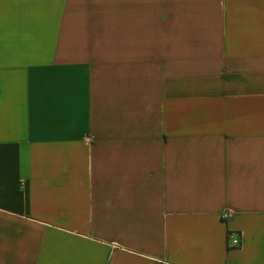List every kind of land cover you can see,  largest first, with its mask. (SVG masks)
<instances>
[{
  "label": "crops",
  "instance_id": "1",
  "mask_svg": "<svg viewBox=\"0 0 264 264\" xmlns=\"http://www.w3.org/2000/svg\"><path fill=\"white\" fill-rule=\"evenodd\" d=\"M0 264H264V0H0Z\"/></svg>",
  "mask_w": 264,
  "mask_h": 264
},
{
  "label": "built area",
  "instance_id": "2",
  "mask_svg": "<svg viewBox=\"0 0 264 264\" xmlns=\"http://www.w3.org/2000/svg\"><path fill=\"white\" fill-rule=\"evenodd\" d=\"M224 217H226V215ZM229 238L232 246L240 245V237H238L236 234H230Z\"/></svg>",
  "mask_w": 264,
  "mask_h": 264
}]
</instances>
